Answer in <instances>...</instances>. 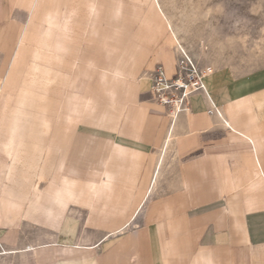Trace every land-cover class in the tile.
<instances>
[{
  "label": "crops",
  "instance_id": "1",
  "mask_svg": "<svg viewBox=\"0 0 264 264\" xmlns=\"http://www.w3.org/2000/svg\"><path fill=\"white\" fill-rule=\"evenodd\" d=\"M176 35L158 0H0V240L40 233L8 251L264 264V72L198 68L205 90L159 159L172 108L151 99L149 71L199 60Z\"/></svg>",
  "mask_w": 264,
  "mask_h": 264
},
{
  "label": "rangeland",
  "instance_id": "2",
  "mask_svg": "<svg viewBox=\"0 0 264 264\" xmlns=\"http://www.w3.org/2000/svg\"><path fill=\"white\" fill-rule=\"evenodd\" d=\"M160 1L161 4L163 1L161 8L171 15L183 34L184 41L187 40L199 56L198 68L226 67L243 75L264 72V0ZM8 56L2 45L0 83L5 76ZM39 235L37 229L24 226L11 236L14 240L7 248L38 245ZM34 251L36 253L27 251L23 255L8 251L0 257V264H47L50 261L43 248H39L38 253Z\"/></svg>",
  "mask_w": 264,
  "mask_h": 264
},
{
  "label": "built area",
  "instance_id": "3",
  "mask_svg": "<svg viewBox=\"0 0 264 264\" xmlns=\"http://www.w3.org/2000/svg\"><path fill=\"white\" fill-rule=\"evenodd\" d=\"M151 79L152 99L158 103L165 105H174L177 99L185 97L182 101V111L185 109V102L192 93L200 90H205L202 77L203 73H198L193 65L185 57L179 62L177 66L176 75L172 79H168L163 72L161 66L154 69ZM180 97V98H179ZM7 246L0 240V255L5 254Z\"/></svg>",
  "mask_w": 264,
  "mask_h": 264
},
{
  "label": "bare ground",
  "instance_id": "4",
  "mask_svg": "<svg viewBox=\"0 0 264 264\" xmlns=\"http://www.w3.org/2000/svg\"><path fill=\"white\" fill-rule=\"evenodd\" d=\"M158 3L160 6H162L161 4V1L158 0ZM164 11V10H163ZM165 15L167 16L168 20H169V23H170V26H171V34L176 38L177 40V35H176V29H177V25L175 24V22L173 21V18L171 17V15H169L168 13H166L164 11ZM179 32V31H177ZM179 37V35H178ZM185 48V47H184ZM181 50V49H180ZM184 57L190 61L185 55ZM190 63L193 65V67L197 70L198 73H200L201 71L198 69V67L190 61ZM202 73V72H201ZM180 98V97H179ZM185 97H183L181 99V102H180V99H177V101L174 103V105H169V108L171 110V122H170V125H169V129L167 131V134L165 136V139L163 141V144H162V147L160 148L159 150V155H158V158L160 159L161 156H162V152H163V149L164 151L166 150H169L170 147H171V144H172V141H173V137L175 135V123H176V120L178 119V116H180V114L182 113V107H183V104H182V101H184ZM165 146V148H164ZM162 159V158H161ZM157 175L155 176L154 178V181H153V184L157 181ZM156 185V184H155ZM154 187V186H153ZM8 250L5 252V254H7ZM5 254L3 255H0V257H3Z\"/></svg>",
  "mask_w": 264,
  "mask_h": 264
}]
</instances>
